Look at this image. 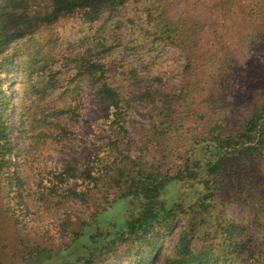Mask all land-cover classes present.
Instances as JSON below:
<instances>
[{"label":"trees","instance_id":"1","mask_svg":"<svg viewBox=\"0 0 264 264\" xmlns=\"http://www.w3.org/2000/svg\"><path fill=\"white\" fill-rule=\"evenodd\" d=\"M175 3L0 0L8 264H157L174 234L163 264H264V0ZM131 6L147 15L124 39ZM162 46L184 60L177 92L152 72ZM114 66L150 91L124 92ZM87 94L108 105L90 136ZM79 141L96 148L55 168Z\"/></svg>","mask_w":264,"mask_h":264},{"label":"rangeland","instance_id":"2","mask_svg":"<svg viewBox=\"0 0 264 264\" xmlns=\"http://www.w3.org/2000/svg\"><path fill=\"white\" fill-rule=\"evenodd\" d=\"M192 0H176V3L173 5L174 9H178V7H182L185 2L190 3L191 5ZM214 3H208L209 7V13H213L212 7H214ZM156 7L154 9L156 10ZM159 9V8H158ZM181 9V8H179ZM136 6H131L130 10H126L123 15H121V24H119L118 27H116V30L122 35L124 39H128L131 36L132 30L131 25L129 22H127V17L131 16L133 19L140 23L146 18L147 13L145 12L136 13ZM135 15V16H134ZM210 15V14H209ZM213 15V14H212ZM211 15L212 19L213 16ZM205 19V16H203ZM213 23L211 25H208V30L212 29ZM214 27V26H213ZM67 29L70 30L69 35L72 36V30H76L79 27H76L74 25H67ZM154 51V52H153ZM151 51L150 55H159L157 58V62H155V68L152 70L154 74L161 73L162 75H167L169 78H171V82H169V85L171 86V89L173 91L177 89L176 86V80L177 75L180 72V70L184 66V60L180 57L181 53L178 49H174L170 46H162L161 50L159 52L153 50ZM130 51H122L121 55H130ZM113 73L118 76L116 81V86L120 87L124 92L127 91V93H134L138 92L141 97L144 96L145 93L150 91V87L152 84V81L150 78H147L144 74H139L137 78L129 79L128 72H125L126 74H122V70H120L119 66H114L112 68ZM177 92V91H176ZM94 98L87 94L86 98V105H85V111L84 115L85 118L81 120V127L80 130L82 133L86 136H90L92 133H95L93 121L99 119L101 115L106 112L108 105L100 102H96L93 100ZM141 122L140 119L137 121ZM134 133L136 131L132 129ZM96 146L92 143H85V141H79L76 148H73V151L60 156H53L51 158V162L55 168L59 166V164L62 165H69L70 163L74 162L77 163L79 161H82L86 156L91 154L95 150ZM243 208H238L235 205H230L227 209L228 215L231 218L239 219L240 221L244 222L246 221V218H244V211ZM253 216V215H249ZM183 224V218H180L178 220V227ZM251 231H256L255 227H251ZM13 234V229L9 222L4 218L2 213H0V261L3 264H8L6 262L7 258L10 257L9 249H10V240L9 238ZM176 238V234L172 235L167 240V245H164L156 254L155 261L157 264H163V256H164V250L168 249V247L171 245V242H173Z\"/></svg>","mask_w":264,"mask_h":264}]
</instances>
